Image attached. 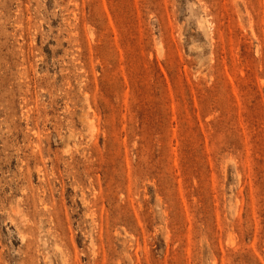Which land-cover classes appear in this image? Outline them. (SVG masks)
<instances>
[{
    "label": "rangeland",
    "instance_id": "obj_1",
    "mask_svg": "<svg viewBox=\"0 0 264 264\" xmlns=\"http://www.w3.org/2000/svg\"><path fill=\"white\" fill-rule=\"evenodd\" d=\"M0 264H264V0H0Z\"/></svg>",
    "mask_w": 264,
    "mask_h": 264
}]
</instances>
